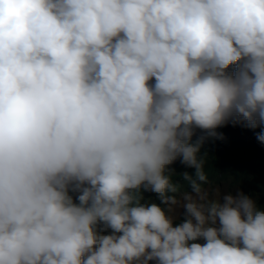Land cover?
<instances>
[{
    "label": "clouds",
    "instance_id": "clouds-1",
    "mask_svg": "<svg viewBox=\"0 0 264 264\" xmlns=\"http://www.w3.org/2000/svg\"><path fill=\"white\" fill-rule=\"evenodd\" d=\"M229 123L264 128V0H0V264H264L206 187Z\"/></svg>",
    "mask_w": 264,
    "mask_h": 264
},
{
    "label": "trees",
    "instance_id": "trees-1",
    "mask_svg": "<svg viewBox=\"0 0 264 264\" xmlns=\"http://www.w3.org/2000/svg\"><path fill=\"white\" fill-rule=\"evenodd\" d=\"M222 138L209 137L201 148L204 171L209 185L226 186L231 190L243 191L264 207V143L257 139V133L264 128L250 129L243 125L229 123L216 129ZM207 133L197 129L193 141ZM175 170L172 180L180 189L191 188L182 173L194 174L178 159L171 166ZM146 200L159 203L158 194L143 193Z\"/></svg>",
    "mask_w": 264,
    "mask_h": 264
},
{
    "label": "rangeland",
    "instance_id": "rangeland-1",
    "mask_svg": "<svg viewBox=\"0 0 264 264\" xmlns=\"http://www.w3.org/2000/svg\"><path fill=\"white\" fill-rule=\"evenodd\" d=\"M230 70H234V69H230ZM206 187H211V188L219 187L222 191H224V192H232L233 194H235L237 192L236 190H231V189H229L226 186L206 185ZM183 191L191 192V188L183 189L180 192L183 193Z\"/></svg>",
    "mask_w": 264,
    "mask_h": 264
},
{
    "label": "bare ground",
    "instance_id": "bare-ground-1",
    "mask_svg": "<svg viewBox=\"0 0 264 264\" xmlns=\"http://www.w3.org/2000/svg\"><path fill=\"white\" fill-rule=\"evenodd\" d=\"M184 192V191H183Z\"/></svg>",
    "mask_w": 264,
    "mask_h": 264
}]
</instances>
